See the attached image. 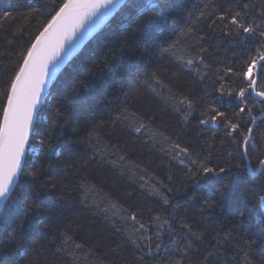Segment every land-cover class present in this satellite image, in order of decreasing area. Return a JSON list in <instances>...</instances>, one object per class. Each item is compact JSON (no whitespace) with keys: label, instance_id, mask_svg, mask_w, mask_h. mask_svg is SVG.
Returning a JSON list of instances; mask_svg holds the SVG:
<instances>
[{"label":"trees","instance_id":"1","mask_svg":"<svg viewBox=\"0 0 264 264\" xmlns=\"http://www.w3.org/2000/svg\"><path fill=\"white\" fill-rule=\"evenodd\" d=\"M61 2L0 0V105L20 53ZM210 3L224 11L251 3L258 11L260 0H129L66 66L37 117L16 194L0 214V264H144L148 241L129 213L142 214L152 243L167 249L145 255L147 264H174L189 245L182 264H264V206L251 195L264 189V168L254 167L255 155L251 167L235 155L224 124L201 125V111H177L173 99L185 92L200 109L214 98L211 81L183 60L199 54L222 68L246 58L201 17ZM152 73L168 87L155 80V91L144 86ZM253 116H262L259 106ZM252 135L264 146V117ZM177 143L194 160L210 156L212 166L232 151V166L215 179H190ZM21 221L24 238L9 240Z\"/></svg>","mask_w":264,"mask_h":264},{"label":"snow or ice","instance_id":"2","mask_svg":"<svg viewBox=\"0 0 264 264\" xmlns=\"http://www.w3.org/2000/svg\"><path fill=\"white\" fill-rule=\"evenodd\" d=\"M124 3L125 0H62L53 9V14L46 23L32 37L26 49L20 53L21 59L7 84L5 103L0 105V114H2L0 119V208H3L6 202L16 194L15 189L19 178L24 175L27 150L35 127L34 121L44 101L47 85L55 77L63 58L70 56L75 50L77 47L75 41L84 39L83 29L87 23L93 25L103 23ZM151 7L153 5L149 4L141 10V20L145 18L147 10ZM206 7L209 11H202L201 17L207 16L211 19L213 30H219L227 39L237 43L244 51L246 58L234 63L225 62L222 68H215L206 63L205 57L199 54L187 60L180 58L183 60L182 67L195 72L201 80L211 81V96L214 98L204 99L202 108L197 109L198 101H194L185 92H178L173 97L177 101L176 110L179 111L181 106H186L189 111H201V115L205 117L199 121L201 125L224 124L230 129L227 136L231 138L230 142L235 146V155L248 161L250 167L253 165L248 158L255 155L254 167L264 168V146H257L252 135V128L248 127L249 124H255L257 119L253 116L254 107L259 106L261 114L264 115V0H260L258 11H256L257 5L251 3L239 5V10L235 8L227 11L218 10L212 3ZM10 15L6 13L5 19ZM176 43L173 42L169 49L163 51H170ZM205 68L208 69L207 72L203 70ZM153 80L158 86L168 87L163 80L157 79L156 73H152L142 83L155 91L151 83ZM225 99L235 102L230 110L224 107ZM183 118L187 120L188 115L183 114ZM141 130L142 126L135 128L136 132ZM173 147L178 150L177 159L180 154L185 157V159H179V163L185 164V160L188 161L185 164L187 169L185 174L190 179L193 174L200 179H215L222 174L226 175L232 166L231 159L234 155L232 151L227 153L226 162L223 165L212 166L210 156H204L198 161L192 159V153L188 147H182L178 143ZM32 175L35 176V173ZM50 186L55 188L57 185L53 183ZM168 191L171 192L172 189L169 188ZM251 195L261 206H264V189L253 192ZM163 199L165 204L171 202L167 196ZM141 215L129 213L128 219L131 220L135 231L148 241L147 251L142 248L143 255L139 257L140 261L147 264L144 261L145 255L151 256L162 250L167 252V249H162L159 243H152L153 236L147 235L152 231L151 226L142 221ZM181 228L191 231V225L187 223L182 224ZM23 238V222L21 221L8 233V239ZM189 247L190 245L183 251H177L176 255L180 258L175 260L174 264H182L188 255Z\"/></svg>","mask_w":264,"mask_h":264},{"label":"water","instance_id":"3","mask_svg":"<svg viewBox=\"0 0 264 264\" xmlns=\"http://www.w3.org/2000/svg\"><path fill=\"white\" fill-rule=\"evenodd\" d=\"M129 0H125V3L123 5H121V7L114 12L111 16H109L106 20H104L103 23H98L97 25H93L92 23H87L85 25V28L83 29V32L85 33L84 39L82 41H75L74 43L77 45V47H75V50L72 52V54L66 58H63V62L60 64L59 69L57 70V73L55 75V77H53L50 82L47 85L46 91L44 93V101L40 107V111L42 109V107L44 106L48 93L50 91V89L52 88V86L54 85L55 81L57 80V78L59 77V75L63 72V70L66 68V66L72 61L74 60L77 56H79V54H81V52L83 51V49L85 48V46L91 41V39H93L100 31H102L107 24L113 19V17L116 15V13L128 2ZM103 11V10H102ZM39 111V113H40ZM39 115V114H38ZM38 117V116H37ZM37 117L34 121V125L36 126V122H37ZM264 117V115H262L261 117H259L256 121L255 124L262 118ZM255 124H253L252 126V131L254 129ZM35 129V127H34ZM34 131V130H33ZM33 134V132H32ZM32 138V135L30 137V140ZM28 153V150H27ZM27 158V155H26ZM26 161V160H25ZM263 168H261L259 171H261ZM20 179V178H19ZM19 182V181H18ZM8 202V201H7ZM6 202V203H7ZM6 205V204H5ZM5 207V206H4ZM3 208H0V214L3 211Z\"/></svg>","mask_w":264,"mask_h":264}]
</instances>
